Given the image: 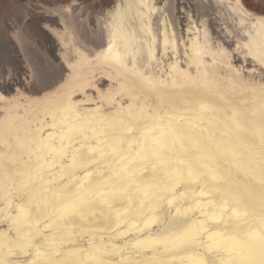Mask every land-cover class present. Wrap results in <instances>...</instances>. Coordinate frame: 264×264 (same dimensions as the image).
<instances>
[{"label": "bare ground", "instance_id": "6f19581e", "mask_svg": "<svg viewBox=\"0 0 264 264\" xmlns=\"http://www.w3.org/2000/svg\"><path fill=\"white\" fill-rule=\"evenodd\" d=\"M95 1L0 37V264L244 263L264 239V0Z\"/></svg>", "mask_w": 264, "mask_h": 264}, {"label": "rangeland", "instance_id": "374dc122", "mask_svg": "<svg viewBox=\"0 0 264 264\" xmlns=\"http://www.w3.org/2000/svg\"><path fill=\"white\" fill-rule=\"evenodd\" d=\"M45 1L47 0H0V35H1L0 37L3 38L6 36V34L8 35L9 26L12 24V25H16L17 31L19 30L21 32H24V33H21L18 31L19 34L21 35L23 34L22 35L23 39L25 38L26 41H28L29 43H32L34 41L33 38L25 33V28H23L24 24L19 22L18 18L20 16H24L23 14H25L27 11L34 8L35 5L41 4ZM93 2L95 3L96 1L93 0ZM88 3L89 4L92 3V0H88ZM38 50H39V53L42 54V57H44L43 59L50 58L49 54L44 49L41 48ZM255 222L257 226L261 225V220H256ZM97 230L94 229L93 231L95 232ZM252 240L254 241V249L252 250L253 253H250L249 255L245 257L244 263L245 264H264V239H261V237L258 236V234L257 235L255 234L252 237Z\"/></svg>", "mask_w": 264, "mask_h": 264}]
</instances>
